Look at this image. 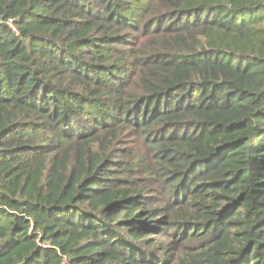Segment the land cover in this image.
Listing matches in <instances>:
<instances>
[{
  "label": "trees",
  "instance_id": "16d2710c",
  "mask_svg": "<svg viewBox=\"0 0 264 264\" xmlns=\"http://www.w3.org/2000/svg\"><path fill=\"white\" fill-rule=\"evenodd\" d=\"M65 261L264 264V0H0V264Z\"/></svg>",
  "mask_w": 264,
  "mask_h": 264
},
{
  "label": "built area",
  "instance_id": "2783aa9c",
  "mask_svg": "<svg viewBox=\"0 0 264 264\" xmlns=\"http://www.w3.org/2000/svg\"><path fill=\"white\" fill-rule=\"evenodd\" d=\"M9 27L14 31V28L12 27L11 24H9ZM64 264H67V262L65 261Z\"/></svg>",
  "mask_w": 264,
  "mask_h": 264
}]
</instances>
